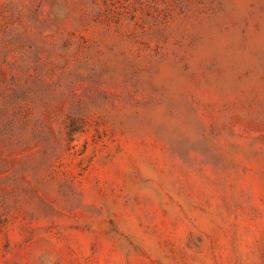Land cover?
<instances>
[{
  "label": "rangeland",
  "instance_id": "obj_1",
  "mask_svg": "<svg viewBox=\"0 0 264 264\" xmlns=\"http://www.w3.org/2000/svg\"><path fill=\"white\" fill-rule=\"evenodd\" d=\"M0 264H264V0H0Z\"/></svg>",
  "mask_w": 264,
  "mask_h": 264
}]
</instances>
